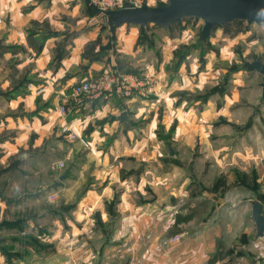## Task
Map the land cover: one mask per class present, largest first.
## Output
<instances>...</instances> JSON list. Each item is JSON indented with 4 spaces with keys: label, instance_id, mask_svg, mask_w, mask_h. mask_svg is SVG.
<instances>
[{
    "label": "rangeland",
    "instance_id": "374dc122",
    "mask_svg": "<svg viewBox=\"0 0 264 264\" xmlns=\"http://www.w3.org/2000/svg\"><path fill=\"white\" fill-rule=\"evenodd\" d=\"M76 1L66 3V9L76 8L83 28L98 29L96 36L103 42L96 50L90 43L85 45L84 68L92 55L100 52L107 62L119 63L116 67L120 71L147 82L145 91L115 92L106 98L83 96L67 108L72 115L77 106L85 107L84 116H91L93 122L106 121L111 112L115 118L126 111L128 120L120 123L124 127L116 125L104 136L149 135L160 143L157 158L150 155L151 159L142 162V172L144 165L148 169L142 177L145 193L141 200L135 191L132 194L134 202L153 204L162 197L167 203L163 217L161 210L158 213L148 208L147 223L140 222L143 232L150 234L140 243L145 244L143 248L155 254L157 248L171 250V245L181 241L180 234L220 230L213 246L215 252H224L226 244L231 245L236 233L244 230L245 248L255 252L264 249V239H254L250 218L254 199L262 203L264 213L262 76L243 67L254 60L264 62V27L245 21L218 25L202 43V20L183 18L167 29L131 25L137 30L136 39L124 52L116 29L111 33L90 1ZM166 3L147 0L149 7ZM65 19L71 23L69 16ZM101 70L91 74L83 70L86 73L75 82L99 76L104 73ZM97 101L100 103L94 104ZM96 106L104 116L94 111ZM52 107V122L46 128L25 124L34 116L43 124L42 114L0 112V143L5 144L0 149V264H139L141 253L135 249L136 242H128L127 251L117 246L108 254L99 252L104 244L101 233L113 226L87 223L76 240L78 223L73 213L90 178L82 177L84 184L82 178L78 184L72 180L63 188L61 176L74 167L77 144L69 143L62 132L55 100ZM25 118L27 121L22 120ZM60 162L63 166H58ZM138 178L132 176L133 181ZM109 198L112 193L103 196L100 204ZM196 204L205 207H200V215L180 225V233L170 235L175 215ZM167 216L173 217V222L167 223ZM138 223L134 221L130 228L139 227ZM88 231L96 239L88 241ZM263 263L261 259L258 264Z\"/></svg>",
    "mask_w": 264,
    "mask_h": 264
},
{
    "label": "crops",
    "instance_id": "0c3cea01",
    "mask_svg": "<svg viewBox=\"0 0 264 264\" xmlns=\"http://www.w3.org/2000/svg\"><path fill=\"white\" fill-rule=\"evenodd\" d=\"M69 1L77 2L0 0V112L16 113L22 110L24 113L42 114L43 124L37 116L31 117L30 122L26 118L22 119L27 121L25 124H29L30 128L32 125L35 127L37 123L39 127L46 128L52 122L50 121L52 100L57 103L59 93H67L83 73H95L97 69H102L100 71L102 73L106 67L122 72L116 67L119 63L107 62L105 55H101L100 52L92 55L88 68H84L85 45L90 43L93 50H96L100 49L103 42L96 36L98 29L83 28V24H80L82 16L76 8L68 12L66 3ZM68 16L72 19L71 23L67 21L68 18L65 19ZM86 19L87 17L84 21ZM125 26L126 24L121 25L115 28V31L110 28L109 30L111 33L114 31L117 38L119 37L121 51L128 52V46L134 44L137 30L133 28L134 26L124 28ZM78 66L81 70L72 71L78 69ZM79 72L81 74H78ZM72 103L74 102H69V105ZM99 103L100 101L94 102ZM69 105L67 104V108ZM67 108L65 121L76 133L89 141L88 148L76 143L75 165L65 170L61 176L63 188L72 183V180H76L78 184L80 178L85 176L90 178V181L86 180L73 213V219L78 223L76 240L84 233L87 223L94 224L98 221L99 225H110L109 228L111 226L115 228L101 233L104 244L99 252L105 251L108 254L117 246L118 249L123 248L127 251L128 242L130 245L136 242L135 249L141 253L139 264H208L207 260L215 253L213 241L221 235L220 230L211 234L204 232L180 234L181 241L171 245V250L157 248L155 254L153 250L143 248L145 244H140L148 240L146 236L150 235H146L145 230L143 232V225L140 223L141 221L147 223L148 208L158 213L161 210L160 215L163 217V208L167 206L162 197L153 204L145 201L134 202L132 198L133 191L139 200L145 193L142 177L147 175L148 169L144 165L145 170L142 172V162L147 161L150 155L151 158H157L160 143L149 135L134 136L122 133L119 137H106L103 133L115 129L116 125L117 128L124 125L118 121L119 116L114 118L111 112L106 116V121L93 122L91 116H84L85 107L77 106L72 115L68 113ZM100 110L97 106L94 107L96 113L103 115L104 112ZM4 145L0 143V149ZM132 174L139 178L133 181ZM81 180L84 184V178ZM111 193L112 198H109L111 200L100 204V199L105 195L109 197ZM134 221H139L140 226L131 229L130 224ZM166 221L173 222V217L167 216ZM115 224L120 226L116 228ZM227 226L226 221V230ZM85 235L88 241L96 239L93 232L88 231V234L85 232ZM236 235L234 242L231 245L226 244L223 254L210 264H258L261 259L264 261L263 248L256 252L249 250V247L245 248L244 230ZM254 239H257L255 234ZM255 245L259 246L257 242Z\"/></svg>",
    "mask_w": 264,
    "mask_h": 264
},
{
    "label": "water",
    "instance_id": "95a60500",
    "mask_svg": "<svg viewBox=\"0 0 264 264\" xmlns=\"http://www.w3.org/2000/svg\"><path fill=\"white\" fill-rule=\"evenodd\" d=\"M166 4L149 7L143 4L139 8L126 7L117 11L103 13V20L113 30L121 25H133L141 29L155 25L167 29L180 24L183 18L202 20L200 41L204 43L210 36L211 30L218 25L245 21L264 27V0H166ZM243 67L260 74L261 98H264V62L254 60L244 63ZM123 111L118 121H127ZM250 218L255 227V238L264 237L263 205L258 200L251 201Z\"/></svg>",
    "mask_w": 264,
    "mask_h": 264
},
{
    "label": "built area",
    "instance_id": "2783aa9c",
    "mask_svg": "<svg viewBox=\"0 0 264 264\" xmlns=\"http://www.w3.org/2000/svg\"><path fill=\"white\" fill-rule=\"evenodd\" d=\"M91 6L103 18L104 12L117 11L126 7L139 8L143 4L147 5V0H89ZM149 6V5H147ZM147 89V82L134 74L116 73L108 69L99 76L82 79L73 84L69 93H59L57 98L59 126L68 140L79 144L83 148L89 147V141L82 135L76 133L65 121L67 104L76 98L83 96L106 98L110 94L120 93L127 95L131 91L141 92ZM58 166H63L60 162ZM261 239H264L261 238ZM264 264V263H263Z\"/></svg>",
    "mask_w": 264,
    "mask_h": 264
},
{
    "label": "trees",
    "instance_id": "16d2710c",
    "mask_svg": "<svg viewBox=\"0 0 264 264\" xmlns=\"http://www.w3.org/2000/svg\"><path fill=\"white\" fill-rule=\"evenodd\" d=\"M115 29V28H114ZM204 207V205H193L192 207L188 208V210L186 211V213L181 214V213H177L175 215V219H174V223L171 229V233L170 235H176L178 233H180V229L179 226L187 223L189 221H191L192 219L196 218L197 216L200 215V209ZM223 254L222 251H216L213 256L207 261L208 264L215 262V260H217V258H219L221 255Z\"/></svg>",
    "mask_w": 264,
    "mask_h": 264
},
{
    "label": "flooded vegetation",
    "instance_id": "af4514ba",
    "mask_svg": "<svg viewBox=\"0 0 264 264\" xmlns=\"http://www.w3.org/2000/svg\"><path fill=\"white\" fill-rule=\"evenodd\" d=\"M161 5V4H160Z\"/></svg>",
    "mask_w": 264,
    "mask_h": 264
}]
</instances>
